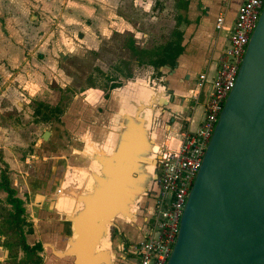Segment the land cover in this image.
<instances>
[{
    "label": "water",
    "instance_id": "1",
    "mask_svg": "<svg viewBox=\"0 0 264 264\" xmlns=\"http://www.w3.org/2000/svg\"><path fill=\"white\" fill-rule=\"evenodd\" d=\"M174 67H158V82L134 79L112 89L104 101L102 124H85L75 133L66 152L67 166L83 179L76 181L70 174L68 179L65 174L66 181L52 179L50 237L41 240L46 260L120 264L110 229L138 224L145 208L158 150L164 145L160 129L168 127L162 121L178 91L170 78ZM49 137L44 129L34 146ZM58 197L70 199L72 207L55 209ZM165 264H264V4L189 189Z\"/></svg>",
    "mask_w": 264,
    "mask_h": 264
},
{
    "label": "crops",
    "instance_id": "2",
    "mask_svg": "<svg viewBox=\"0 0 264 264\" xmlns=\"http://www.w3.org/2000/svg\"><path fill=\"white\" fill-rule=\"evenodd\" d=\"M242 2L243 0H0V150L18 151L17 144H21L18 141L27 144L22 139L24 133L20 125L24 124L27 114L32 112V101H41L51 106L55 104L53 88H61L64 84L60 81V74L64 76V73L56 59L60 58L63 63L70 55L88 52L114 54L126 50L138 65L130 51L129 40L136 48L146 49L156 44L154 40L148 41L150 37L143 29V23L140 27L137 15L140 7L152 10L150 20L159 18L162 9H174L170 20L172 29L169 35L160 33L157 44L165 42L172 31L180 32L182 50L173 64L174 75H170L178 91L165 115L164 123L168 127L160 129L161 141L167 143L173 133L183 129L194 131L202 117L203 100L211 87L217 56L226 43L228 31ZM219 15L222 16L223 23L220 29H216L214 23ZM161 20L169 21L166 17ZM141 38L147 39L140 43L138 40ZM122 40L125 42L120 46L119 42ZM141 65L148 67V75L154 70L149 65ZM164 71L167 72V69ZM201 73L206 75V81L197 90V101L194 103L192 95L195 91H191L195 89L194 84ZM148 75L146 73V77ZM132 80L124 77V81L118 82L119 85L112 87L110 91ZM57 81L60 84L55 86L54 82ZM103 101L105 99L101 97L99 102ZM197 104L199 112L194 118L193 112ZM98 122L92 120L89 125ZM44 129L37 134V128L34 127L28 137L35 134V143ZM48 146V143L41 142L38 148L47 154ZM27 157L16 166L20 168L26 162L33 163L36 158L32 154ZM9 168L11 169L10 166ZM17 171L21 174L19 169ZM10 175L12 173L7 172L12 185ZM35 195L32 197L33 202ZM4 197L5 194L0 191V264H16L23 253L20 250L14 255L11 251L18 246L14 242V234L6 231L4 211L1 210V206L8 205L5 204ZM31 232V235L26 234L25 237V243L29 246L39 242L33 224ZM27 237L31 241L28 242ZM38 254L40 255L39 252ZM41 264L54 263L43 257Z\"/></svg>",
    "mask_w": 264,
    "mask_h": 264
},
{
    "label": "rangeland",
    "instance_id": "3",
    "mask_svg": "<svg viewBox=\"0 0 264 264\" xmlns=\"http://www.w3.org/2000/svg\"><path fill=\"white\" fill-rule=\"evenodd\" d=\"M151 11L150 8L144 9L140 7L137 14L139 17L138 21L140 22V27H142L141 23H143V29L148 32L150 37L148 41L154 40L157 44L160 41L159 34L167 33L169 35L172 29V22L170 20L171 16L174 14V9H162V14L159 15V18L150 20L149 17ZM163 17L168 18L169 21L161 20ZM144 39L147 38H141V40L138 41L141 43ZM124 42L125 40H122V42H119V45L121 46ZM151 43L152 42H150V44ZM56 60L64 73V76L60 74V81L64 84L60 88L56 86L60 84V81L54 82L56 88H53L55 92L53 101L55 104L51 106L41 101H32L30 104L32 112L27 114L28 117H26L24 124L20 125L24 133L22 139L27 141V144L24 145V142L18 141L21 143L17 144L19 147L18 151L0 150L1 170H6V172L12 173V175H10V181H12L11 186L15 189L16 195L22 201V218L24 221L21 227L24 232V238L26 237V234H32L31 225L33 224L34 230L38 233L37 235L39 236L40 243L42 242V239L44 241L50 237L51 225L50 218H48V212L52 211L51 205L53 200H51L49 208L48 205L50 204V199L48 195H50L49 190L52 184V179L57 178L60 182L63 178L65 180V177L67 178L69 176L68 174L74 173L73 169L67 166L68 155L66 152L68 151L69 146L73 144L72 140L75 133L82 129L85 124H89V121L92 120H95V122L96 120L99 121V125L102 124V121L104 120L103 113L105 112L106 107L104 101L102 103L99 102L100 98L102 97L106 100L112 85L124 81V76L128 70H131V77H129V80L148 79L158 82L161 76L157 75L154 70L148 75V67L145 65H136L135 62L132 61L130 53L126 50L114 54L88 52L82 55H70V57H68L63 63L60 61V58ZM146 73L148 77H146ZM56 79L59 80V77H56ZM88 86H93V90ZM95 88L96 90H94ZM95 104H98L96 108L94 107ZM54 107H57L59 112L62 111V113L58 115V113L51 112L50 108ZM198 108L199 104L196 105L193 112L194 118L198 115ZM192 122L193 118L191 124ZM98 124L96 123L95 125ZM34 127L37 128V134L42 128H45L52 133V136L44 142L49 145L47 147V154L46 152L41 151V148L33 147L34 139L36 138L35 134L28 137ZM19 130L21 129L19 128ZM161 139L162 135L160 133L159 140ZM31 154L36 157L33 159V163L26 162L25 165L20 166L21 169L19 166H16L20 165L21 161L24 162V158H28L27 156ZM46 156L47 158H44ZM18 169L21 174L18 173ZM76 179L78 180V176L75 180ZM36 193L44 196L39 202L37 200H34L33 202L32 200L33 195ZM1 210L4 211L5 217L8 213L12 212V208L9 205L1 206ZM144 214L145 208L139 215V223H141L142 218H144ZM139 223L129 229H125V236H138ZM5 226L6 231L10 234L8 231L10 225L5 224ZM113 231L114 228H111L110 234L113 233V242L114 240H121V237L119 238ZM26 239L29 242L30 238L27 237ZM125 244H127V241ZM11 251L14 255H17L20 249L19 247H14ZM39 253L42 258L46 257V252L42 246ZM115 254L118 262L123 264L121 263V258L116 250Z\"/></svg>",
    "mask_w": 264,
    "mask_h": 264
},
{
    "label": "built area",
    "instance_id": "4",
    "mask_svg": "<svg viewBox=\"0 0 264 264\" xmlns=\"http://www.w3.org/2000/svg\"><path fill=\"white\" fill-rule=\"evenodd\" d=\"M264 0H243L236 11L224 47L216 59L211 87L203 100L202 117L194 131L175 132L158 150L155 177L149 205L138 226V236L127 239L122 251H117L123 264H165L171 252L184 204L200 166V162L222 107L233 86L236 72L249 36L257 22ZM221 15L214 26L220 29ZM206 81V75L197 76L191 95ZM173 142L170 144L169 140ZM126 248V249H125Z\"/></svg>",
    "mask_w": 264,
    "mask_h": 264
},
{
    "label": "trees",
    "instance_id": "5",
    "mask_svg": "<svg viewBox=\"0 0 264 264\" xmlns=\"http://www.w3.org/2000/svg\"><path fill=\"white\" fill-rule=\"evenodd\" d=\"M130 40L129 48L137 64H146L151 66L157 75H159L157 68L163 65L172 67L177 56L182 50V47L180 46V32L176 30L171 32L170 37H168L165 42L153 45L152 47L146 49L134 47L133 42ZM124 77H131L129 70L126 72ZM117 85H119V83L112 85V87ZM50 111L58 113V115L62 113V111L59 112L57 107L50 108ZM0 191L5 194V203L12 208V212L6 215V220L4 219V221H7L8 223L5 224L10 225L8 231L14 234L15 244L25 255H23V257L18 260L16 264H41L42 257L38 254V252L41 251L40 242L31 246L25 243L24 232L21 227L24 221L22 218V201L16 195L15 189L10 185L6 170L0 171Z\"/></svg>",
    "mask_w": 264,
    "mask_h": 264
},
{
    "label": "flooded vegetation",
    "instance_id": "6",
    "mask_svg": "<svg viewBox=\"0 0 264 264\" xmlns=\"http://www.w3.org/2000/svg\"><path fill=\"white\" fill-rule=\"evenodd\" d=\"M150 194H151V190L148 191V195L146 196L145 209L150 204L149 203ZM113 232H114L115 235H118L119 238L121 237V240H119V241L114 240V242H113L115 250L120 252V251H122L124 249L125 242L127 241V239H130L132 237H130V235H129V237L125 236V229L121 228V227H119V230L114 229ZM111 238L113 239V233H111Z\"/></svg>",
    "mask_w": 264,
    "mask_h": 264
},
{
    "label": "bare ground",
    "instance_id": "7",
    "mask_svg": "<svg viewBox=\"0 0 264 264\" xmlns=\"http://www.w3.org/2000/svg\"><path fill=\"white\" fill-rule=\"evenodd\" d=\"M173 142V140L172 139H170L169 140V143L171 144ZM74 171V170H73ZM71 176H73V177H77L78 176V179H79V177H80V179L82 178L83 179V176H82V174H81V172H80V174H78V173H76V172H74V173H72V174H70ZM39 194V193H38ZM34 200H37L38 202L41 200V198H39L37 195H35V198H34ZM72 205H73V203H72V201L70 200V199H66V198H61V197H58L57 199H56V208L55 209H59L60 211H63V210H65V209H68V208H71L72 207Z\"/></svg>",
    "mask_w": 264,
    "mask_h": 264
}]
</instances>
